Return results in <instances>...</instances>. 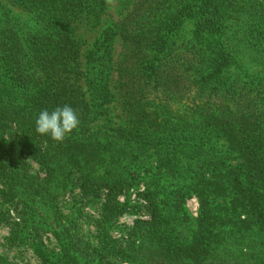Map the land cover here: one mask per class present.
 Listing matches in <instances>:
<instances>
[{
	"label": "trees",
	"instance_id": "16d2710c",
	"mask_svg": "<svg viewBox=\"0 0 264 264\" xmlns=\"http://www.w3.org/2000/svg\"><path fill=\"white\" fill-rule=\"evenodd\" d=\"M13 1L33 22L18 27L2 13L0 201L42 216L75 180L105 196L97 245L58 221L57 209L56 221L31 223L55 224V245L34 239L42 264H244L237 251L254 248L261 232L250 226L264 223V0H119L111 22L110 0ZM89 28L100 33L83 61ZM64 104L79 127L62 142L38 135V113ZM113 105L123 115L115 125ZM133 188L151 220L136 221L118 249L110 232L127 206L118 197ZM191 197L199 224L185 237L166 213ZM0 264L16 263L0 254Z\"/></svg>",
	"mask_w": 264,
	"mask_h": 264
},
{
	"label": "rangeland",
	"instance_id": "374dc122",
	"mask_svg": "<svg viewBox=\"0 0 264 264\" xmlns=\"http://www.w3.org/2000/svg\"><path fill=\"white\" fill-rule=\"evenodd\" d=\"M119 8V0H110V9L108 15L105 16L108 21L115 20L117 17V9ZM0 25L2 20L6 19L2 13L8 12L9 15L15 16L16 20H12L11 23L17 24L18 27L27 28L33 22L32 13L17 5L13 0H0ZM12 24H10L11 26ZM100 30L89 28L83 33V61L86 60L88 51L92 48L95 39L99 36ZM125 52V44L122 39L116 38L113 45V56L116 60L122 57ZM110 118L114 124L116 121L119 123L123 120L121 111L116 106H110ZM115 125V124H114ZM31 173L37 176L40 180L47 178V172L42 169L41 165L37 161L30 160ZM71 174L70 177H73ZM75 184L71 186H63L58 189L53 197V203L58 221H66L67 226L76 229L86 241L92 245H97L101 236V229L98 226L99 219L102 215V205L105 201V196L99 194L98 197L92 195H86L83 191V187L79 185L76 180ZM144 184H140L138 189H144ZM138 190L129 189L122 192L118 199L127 204L125 209L121 212L117 218L113 228L110 232V237L116 241V247L118 249L126 248L131 242L128 231L133 227L138 220L150 221V211L148 209V202L144 201L138 194ZM199 201L196 197H191L185 202V207L181 204L172 207L168 210L166 216L171 220V225L176 229V232L184 233L185 237L194 235L198 229V217H199ZM183 207V208H182ZM48 211L43 213L49 221H56L54 214V207L47 205ZM35 212V207H25L23 202L18 204L3 203L0 201V254L16 264H42L38 255L34 252L36 240L42 239L44 243H56L54 236L55 224L52 227L44 225L43 222H35L36 219H42ZM233 226L234 224L231 223ZM39 226V228H37ZM201 226V223H200ZM250 227H254L261 232L260 237L250 238V243L253 245V249L247 242L239 248L237 256L240 259H245L244 264H264V223H255ZM249 227V228H250ZM37 228V229H36ZM36 229V230H35ZM194 237L185 241L184 244H190ZM249 237L246 239L248 240ZM198 239L194 240L195 241ZM208 239H204L205 249L209 247ZM230 253L229 251L225 252ZM199 264L206 263L210 260L209 256L201 259ZM101 264H134L129 259H111L107 258Z\"/></svg>",
	"mask_w": 264,
	"mask_h": 264
},
{
	"label": "clouds",
	"instance_id": "9594fccd",
	"mask_svg": "<svg viewBox=\"0 0 264 264\" xmlns=\"http://www.w3.org/2000/svg\"><path fill=\"white\" fill-rule=\"evenodd\" d=\"M80 124L79 113L70 104L42 109L35 119V131L53 141L62 142Z\"/></svg>",
	"mask_w": 264,
	"mask_h": 264
}]
</instances>
